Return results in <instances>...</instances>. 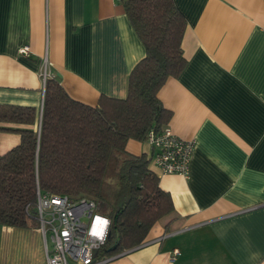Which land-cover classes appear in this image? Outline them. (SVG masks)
I'll return each mask as SVG.
<instances>
[{
	"label": "crops",
	"instance_id": "crops-1",
	"mask_svg": "<svg viewBox=\"0 0 264 264\" xmlns=\"http://www.w3.org/2000/svg\"><path fill=\"white\" fill-rule=\"evenodd\" d=\"M173 1L185 19V65L158 97L171 112L165 125L194 140L188 174L149 163L173 210L105 264H264V0ZM144 53L122 0H0V103L33 106L37 119L44 68L94 105L101 94L126 95ZM19 141L0 131V155ZM125 149L151 152L135 139ZM0 264H45L37 224H0Z\"/></svg>",
	"mask_w": 264,
	"mask_h": 264
},
{
	"label": "trees",
	"instance_id": "trees-1",
	"mask_svg": "<svg viewBox=\"0 0 264 264\" xmlns=\"http://www.w3.org/2000/svg\"><path fill=\"white\" fill-rule=\"evenodd\" d=\"M122 3L145 49L128 74L124 97L101 94L88 105L50 76L38 119L33 106L0 103V122L27 125H0V131L20 134L19 143L0 155V224L36 226L37 188L91 198L110 218L107 240L96 252L100 257L139 246L153 224L173 210L148 156L128 152L125 144L144 141L150 128L160 129L171 117L158 91L185 65V19L173 0Z\"/></svg>",
	"mask_w": 264,
	"mask_h": 264
},
{
	"label": "built area",
	"instance_id": "built-area-1",
	"mask_svg": "<svg viewBox=\"0 0 264 264\" xmlns=\"http://www.w3.org/2000/svg\"><path fill=\"white\" fill-rule=\"evenodd\" d=\"M21 52L26 53L27 47ZM41 74L44 80L49 76L45 68ZM144 141L151 149L149 163L161 173L188 174L194 140L183 139L164 125L158 130L150 128ZM35 207L37 227L44 238L45 264H105L109 260L96 252L107 240L110 218L96 209L93 199L37 188ZM178 253L174 249L171 260Z\"/></svg>",
	"mask_w": 264,
	"mask_h": 264
},
{
	"label": "rangeland",
	"instance_id": "rangeland-1",
	"mask_svg": "<svg viewBox=\"0 0 264 264\" xmlns=\"http://www.w3.org/2000/svg\"><path fill=\"white\" fill-rule=\"evenodd\" d=\"M49 245L51 244L50 241H48Z\"/></svg>",
	"mask_w": 264,
	"mask_h": 264
}]
</instances>
